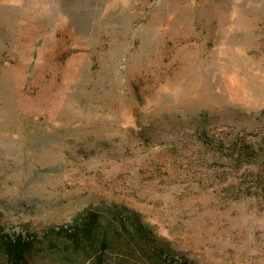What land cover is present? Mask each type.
<instances>
[{"label": "rangeland", "instance_id": "374dc122", "mask_svg": "<svg viewBox=\"0 0 264 264\" xmlns=\"http://www.w3.org/2000/svg\"><path fill=\"white\" fill-rule=\"evenodd\" d=\"M263 109L264 0H0V226L98 208L149 230L110 264H264V163L204 141Z\"/></svg>", "mask_w": 264, "mask_h": 264}, {"label": "trees", "instance_id": "16d2710c", "mask_svg": "<svg viewBox=\"0 0 264 264\" xmlns=\"http://www.w3.org/2000/svg\"><path fill=\"white\" fill-rule=\"evenodd\" d=\"M259 115L264 117V109ZM204 139L217 149L227 147L228 153L239 165L264 163V127L256 133L233 135L227 141L221 138L211 139L208 134H204ZM105 218L102 209L88 208L79 212L73 221L67 224L49 227L42 237L33 233L7 232L0 226V253L6 258V264H29L30 259L33 260L32 255L40 250H46L61 264H83L86 261L110 264L109 257H120L124 241L129 247L139 238L146 241L140 232L145 231L148 234L149 230L139 221L133 222L137 231L135 236L121 240L123 229L127 227L124 219L119 218V225L112 226L111 221ZM149 252L158 258L161 264H188L176 258L174 254L162 250L161 246L151 248ZM128 257L132 261L133 257ZM121 262L123 261L118 264H122Z\"/></svg>", "mask_w": 264, "mask_h": 264}]
</instances>
